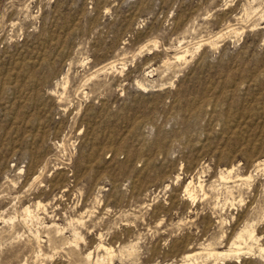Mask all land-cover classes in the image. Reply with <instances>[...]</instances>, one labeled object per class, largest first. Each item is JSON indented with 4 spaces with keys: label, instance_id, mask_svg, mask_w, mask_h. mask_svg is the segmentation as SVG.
<instances>
[{
    "label": "rangeland",
    "instance_id": "1",
    "mask_svg": "<svg viewBox=\"0 0 264 264\" xmlns=\"http://www.w3.org/2000/svg\"><path fill=\"white\" fill-rule=\"evenodd\" d=\"M260 244L264 0H0V264Z\"/></svg>",
    "mask_w": 264,
    "mask_h": 264
},
{
    "label": "bare ground",
    "instance_id": "2",
    "mask_svg": "<svg viewBox=\"0 0 264 264\" xmlns=\"http://www.w3.org/2000/svg\"><path fill=\"white\" fill-rule=\"evenodd\" d=\"M179 55V54H178ZM179 57H180V55H179ZM190 186V185H189ZM189 186H187L186 187V190L189 192V195L191 196V197H194L193 196V194L191 193L192 191H190V189H189ZM230 186V185H229ZM25 210V209H24ZM26 211V210H25ZM31 211V210H30ZM24 214H25V212H24ZM28 215V214H27ZM29 216V215H28ZM29 218H31V217H29ZM34 218V217H33ZM75 230V229H74ZM246 231V230H245ZM244 231V232H245ZM247 231H248V229H247ZM252 231V230H251ZM73 232V231H72ZM243 232V233H244ZM75 233V232H74ZM81 233V232H80ZM247 234V233H246ZM245 235V234H244ZM240 237V236H239ZM243 237V236H242ZM241 238V237H240ZM245 238V237H244ZM102 245V244H101ZM261 245V244H260ZM99 246H100V244H99ZM98 246V247H99ZM102 246H104V245H102ZM97 247V246H96ZM105 248H106V250H107V252L111 255V250H110V248L109 247H106V246H104ZM242 247V246H241ZM239 245L238 246H236L235 248H230L228 251L227 250H222V251H214V252H210V255H217V256H230V255H232V254H236L237 256H240V254L241 253H243L242 252V249L243 248H241ZM100 248V247H99ZM250 248V247H249ZM248 249V248H247ZM250 250V249H249ZM260 250H261V252L263 253L262 255H263V257H264V244L263 245H261V247H260ZM245 252V251H244ZM92 253V252H91ZM90 253V254H91ZM89 256H91V255H89ZM189 256H191V253L190 254H187V257H189ZM91 258V257H90ZM99 258V257H98ZM98 258H96V259H98ZM109 259V258H108ZM97 263H98V261H97ZM178 264H181V262L180 263H178Z\"/></svg>",
    "mask_w": 264,
    "mask_h": 264
}]
</instances>
